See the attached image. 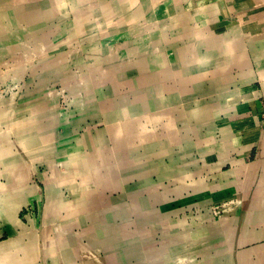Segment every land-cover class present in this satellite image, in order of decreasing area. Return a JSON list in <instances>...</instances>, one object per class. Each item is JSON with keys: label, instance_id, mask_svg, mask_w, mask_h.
<instances>
[{"label": "crops", "instance_id": "1", "mask_svg": "<svg viewBox=\"0 0 264 264\" xmlns=\"http://www.w3.org/2000/svg\"><path fill=\"white\" fill-rule=\"evenodd\" d=\"M86 2L94 9V19L103 20L112 14L111 8L115 5H124L134 21L158 24V28L151 33L145 31L143 36L138 37L139 41L127 42L128 47L125 46L128 53L143 49V52L151 54L143 58L141 64L148 69H159L160 87L158 99L151 98L154 94L149 89L147 94H139L128 102V125L150 120L151 114L159 120L164 116L170 117L178 124L169 123L168 128L162 126L158 131L151 128L139 131L135 126H127L125 133L136 130L147 132L128 137L124 136L122 126L108 125L104 129L105 143L100 148L91 140L87 144L90 150L88 156L71 158L69 165L74 168L72 172L76 169L83 171V177L76 178L79 185L72 188L67 184L64 189L69 190L71 198L77 190L83 192V196L77 201L79 212L64 219V229H85L91 223L101 221L96 232L100 240H90L92 244L87 246L77 238H62L57 232L50 239L49 233L52 227L55 229L57 220L49 226L44 223L43 207L42 226L38 229L36 244L39 255H32L31 262L49 264L54 250L59 264H148L141 243L151 238L138 237L131 227L137 222L136 218L132 217L128 222L123 216L128 212L130 216L129 210H118L117 206L106 210L105 206L101 207L102 202L97 201L107 193L118 192L126 184L121 191L136 188L150 192L156 186L163 193L164 205L159 210H146L144 215L149 217L148 231L158 230L161 236L173 238L175 248L189 247L180 264H264V174L252 179V173L246 170V165L260 153L264 157V0H80L81 5L86 6ZM40 3L39 0L25 1L0 7V45L9 48L8 52L0 54V64L6 63L3 55L8 53L33 55L35 51L25 50L24 44L28 40L36 39L39 45L45 40L37 31L39 25L24 24V14H29V10L37 16L36 19L41 18L35 9ZM75 5V0H69L71 8ZM43 14L50 24L54 22L51 17L60 18L57 13L50 14L47 8ZM61 18L66 20L64 15ZM84 20L87 21L86 17ZM23 30H26L25 36ZM67 33L49 36V47L40 46L37 53L39 59L44 54L53 57L45 65L39 61L37 70L57 62L52 66L54 73L47 79L40 80L43 75L38 76L37 85L46 81H64V77L54 78L58 76L55 70L59 65L62 73L70 74V79L64 82L73 78L71 70L74 67L70 64V57L66 56L71 52L69 43L73 36ZM60 48L65 51L57 54ZM111 58L113 60L114 56L108 59ZM21 60L16 59L13 63ZM96 60L101 62L104 59L97 57ZM19 65L15 66L17 71L21 69ZM134 81L137 83L139 79L131 82ZM45 110L51 117L52 110L47 107L42 113ZM100 115L95 114L96 117ZM108 116L114 117L113 114ZM51 129L47 126V131ZM88 132L91 129H87L86 136ZM152 134H161L159 140L167 135L169 141L165 144L158 141L153 157L150 148L149 154L137 158L136 162L132 153L127 157V151H137L140 148L138 142L150 139ZM52 138L38 139L42 147L38 149V154H48L53 158L55 145ZM87 139L92 138L87 136ZM79 145L78 150L85 146ZM20 154L23 157V151ZM13 156L15 158V154ZM8 157L1 161L6 164L14 160ZM3 163L0 164L1 172L5 169ZM52 169L46 168L41 177L48 176V172H53L55 177ZM32 174L31 180L39 177L38 171ZM14 175L17 176V172ZM1 179L3 183L7 181L4 174L0 182ZM56 179L65 182L70 180V175L58 173ZM60 187L56 194L63 193V186ZM219 206L224 208V212L215 215L214 209ZM76 207H71L69 212H74ZM47 227L51 231L46 237L54 241L52 246L42 245L45 240L42 232ZM11 249L6 250V254ZM14 249L18 253L25 251H19L18 247ZM13 256L19 259L25 257Z\"/></svg>", "mask_w": 264, "mask_h": 264}, {"label": "rangeland", "instance_id": "2", "mask_svg": "<svg viewBox=\"0 0 264 264\" xmlns=\"http://www.w3.org/2000/svg\"><path fill=\"white\" fill-rule=\"evenodd\" d=\"M25 1L34 2L36 0H0V7L18 5ZM39 1L41 3L35 9L36 12L38 11V15H41V18L36 19L37 16L35 17L30 12L31 10H29L27 11L29 14H24V24L30 26L39 25L37 31L40 33L39 35L45 37V40L41 41V48L49 47V42L47 43L49 36H58L66 32H68V35L71 34L73 36L69 43L71 45V48H69L71 52H68L66 55L70 57V64L72 63L74 67L71 70L73 78L64 82L70 79V74L66 75L62 73L60 65H56L58 70H55V74L58 76L54 78L64 77V81H46L43 84L37 85L38 76L43 75L40 77V80H45L47 76L54 73L52 66L57 61L53 62L52 66L51 64L44 66L40 71L37 70L39 68L38 62L41 61V64L45 65L51 62V56L53 57V55H41L40 59L42 60H40L37 54L40 49L33 53V55L32 53L28 55L26 53H18L15 56L13 55L14 52L3 55L6 63L2 62L0 64V69L2 70L0 71V164L3 163L1 160H6L9 154H11L8 157L9 159H13L14 154L15 158L6 164L4 162L5 169L3 172L0 171V177L4 174L7 178L5 183H3V179L0 182V221L2 220L0 224V264H8V262L11 264L37 263L36 261L33 263L29 262L28 257L39 255L36 251V244L38 243V229L42 226L43 207L44 223L46 222L48 226L49 223L53 224L54 222L55 224L56 220L57 223L55 227L56 231L54 227H52V231L48 227L44 228L42 233L45 240L42 245H53L54 241L46 237L50 231V239H53V236L57 232L62 238H77V241L79 239L82 244L87 246L92 244L90 240L98 242L100 235L96 232L99 230L101 221L91 223L90 226L85 224L87 226L85 229L83 227L82 229L75 227L69 231L64 229V219H69L73 213L79 212V203L77 201L83 196V192L77 190L76 195H73V198H71L69 190L64 189V185L67 184L74 188L78 184L76 178L83 177V171L76 169L72 172L74 168L69 165L70 159L78 158V156L81 157V155L88 156L90 150H88L87 144L91 140L94 141L97 148H100L99 146L105 143V140H103L106 137L104 129L108 125L122 126L123 128L121 129L124 131V136L128 137L129 135L138 134L139 131H142L141 128H151L158 131L162 126L168 128L169 123L178 124L177 121L172 122L170 117L163 115V119L159 120L151 114L149 116L150 120H144L140 123L135 121L137 125H128V121L130 120V114L127 112L128 102L132 101L133 97L139 94H147L149 89L154 94L151 98L155 97V99H158L160 87L158 86L159 69H148V67L141 64L143 58L150 57L151 54L143 52V49L138 52L135 51V53H128L125 50V46H127V42L133 40L139 41L138 37L145 34L143 32L147 31L151 33L154 28H158V24L149 25L143 20L134 21V18L127 14V7L124 5H115L114 8H111L113 10L111 12L114 15L111 14L106 18L104 17L103 20H98L97 18L94 19V9L87 2L85 6L81 5L80 0H75L76 5L71 8L69 0ZM46 5L48 6L46 7ZM46 8L50 14H59L60 18L54 15L55 17L50 18L54 22L51 24L47 23V19L43 16V10ZM63 15L66 16V20L64 21L61 18ZM12 16L17 21L16 15L13 14ZM84 17H86L87 21L84 20ZM18 26H20V23ZM22 33L25 36L26 30H23ZM66 42L68 43V40ZM54 45L63 47L62 45H57V43H54ZM8 51V46L0 45V54ZM63 51L65 50L60 48L57 54ZM111 56H114V61L112 58L108 59ZM97 57H102L104 60L99 62L96 60ZM20 58H22L21 61L13 63L16 59ZM79 58H82L83 61ZM23 62L27 66L22 71L19 70L18 74L12 71L14 66ZM4 66L8 67V69H5ZM32 72L35 77L32 76ZM137 79H139V82H131ZM47 107L52 110L51 117H49L46 110L44 113L47 112V114L42 113ZM153 108L154 106L152 105L151 109ZM151 111L154 112L153 110ZM97 113L101 115L96 117L95 114ZM108 114H113L115 118L109 117ZM35 122L42 124L41 127H43L37 136L30 132H24L30 123L33 124L32 126H35ZM47 126H51L53 130L45 132ZM127 126H135V129H139V131H126L125 133L124 128ZM87 129H91V132L87 133V136L92 138L90 140L86 136ZM146 133L139 132V134ZM159 135L152 134L150 139L140 140L138 142L140 143V148L137 151L135 150V152L129 149L127 157H130L132 153V156L135 155L134 159L136 162L137 158L149 154V148L152 149L150 153L153 157V149L156 146L158 147ZM43 137L44 140L53 137L55 145L54 159H51L48 154L45 156L38 154V149L42 148L40 143H38V139H43ZM79 144H84L85 146L78 150L81 147ZM146 144H150L151 147H146ZM20 151H23V157ZM258 156L255 160L264 158L262 153ZM42 163L43 165L39 166ZM45 167L47 170L54 168L52 170L56 174L55 177L53 176V172H48V176L41 177V173H46ZM19 168L27 172L28 178H26V174H23L27 182L21 181V185L18 183L16 185L9 180L14 178L11 174L15 170H20ZM249 169V167H246L247 172L251 173ZM263 170L264 166H260L254 177L252 173V179L263 174ZM36 171H38L40 178L36 176L31 180L33 177L32 172L36 173ZM58 173L64 176L70 175V180L62 182L56 179ZM36 185L40 186V191L39 186ZM60 186H63L61 190L63 193L58 192L56 194L55 192L61 189ZM125 186L126 184H123L122 189ZM138 187H141V185ZM122 189L118 192L107 193L103 199L99 198L97 201L102 202L101 207L105 206L106 210L112 206L114 208L117 206L118 210H124L125 212L129 210L131 215L129 216L128 212V216H123L127 218L125 220L128 222H131L132 217L136 218L135 221L137 222H135V225H131L132 229L138 234L140 239L146 236H150L151 238L150 241L144 244L141 243L144 257L148 264H180L189 252V247L175 248L176 243L173 238L161 236L157 232L158 230L148 231L149 217L148 215H144V213L150 209L159 210L164 205L165 197L160 189L156 186L152 187L150 192L141 191V189L136 188L121 191ZM9 191L12 193H9ZM10 194H12L11 197ZM20 197L24 199L21 201L18 199ZM73 206H77V209L73 208L75 211L73 212L72 210L70 211L72 213H70L69 210ZM223 209L222 206L216 207L214 209L215 215H222ZM119 223L121 224L120 221ZM78 246L81 247L80 244ZM12 247H18L19 251L25 250L26 254L24 252L18 253L16 249L12 250ZM77 247L72 250L75 251ZM8 249L11 250L6 254V250ZM125 249L127 250V248ZM69 250L70 248H68ZM182 250L184 251L183 253H181ZM68 251L66 252L69 253ZM119 252L120 254L122 253V251ZM12 254H17L18 257L25 255V257L19 259ZM166 256L169 258L166 259ZM36 259L37 257H35ZM58 262L59 259L53 250L49 264H59Z\"/></svg>", "mask_w": 264, "mask_h": 264}, {"label": "bare ground", "instance_id": "3", "mask_svg": "<svg viewBox=\"0 0 264 264\" xmlns=\"http://www.w3.org/2000/svg\"><path fill=\"white\" fill-rule=\"evenodd\" d=\"M167 9H169V8H167ZM166 11V10H165ZM41 42V41H40ZM18 45V44H17ZM40 46L41 45H39L38 43H37V40L36 39H31V40H28L25 44H24V47H25V50L26 51H29V50H31V51H37L38 49H40ZM14 51V50H13ZM29 62V61H28ZM27 65H26V63H21V65H19L18 67L20 68L21 67V69H20V71H22L25 67H26ZM0 71H2V70H0ZM13 71L14 72H18L17 71V68L14 66L13 67ZM18 74V73H17ZM20 74V73H19ZM167 74H171V72H168ZM60 75V74H59ZM181 90H182V88H181ZM185 90V89H184ZM43 97H45L44 95H43ZM175 99V98H174ZM173 99V100H174ZM5 102V101H4ZM43 114H47V112H45V113H43ZM33 124H29V126H27L26 128H25V130H24V132H26V133H28V132H30L31 134H35L36 136L40 133V131H41V129L43 128V127H41V125L42 124H40V123H37V122H35V126H32ZM31 127H34V128H31ZM46 131H47V129H45ZM43 139H44V137H43ZM164 139V140H163ZM160 143L162 142L163 144H165L166 142H168L169 141V138H168V136L166 135V136H161L160 137ZM93 142V141H92ZM39 143V142H38ZM165 149V148H164ZM163 149V150H164ZM259 157V156H258ZM19 165V164H18ZM264 166V158L263 159H257V160H252V161H250L247 165H246V167H249L250 169L249 170H251V173H253V177H254V175L256 174V171H258V169H259V167L260 166ZM245 166V165H244ZM237 170V169H236ZM236 170H235V172H236ZM17 172V176H15L14 174ZM240 172V169L238 168V173ZM249 172V171H248ZM261 172V171H260ZM262 173V172H261ZM23 174H26V178H28V175H27V172L26 171H23V170H18V171H16L15 170V172L14 173H12L11 175H13L14 176V178L13 179H11V180H9V181H11V182H14L16 185H17V183L18 184H20L21 185V181H25V182H27L25 179H24V177H23ZM263 174H264V170H263ZM19 175V176H18ZM12 176V177H13ZM16 185H15V187H16ZM14 187V186H13ZM14 187V188H15ZM15 190H16V188H15ZM53 190V189H52ZM17 196V195H16ZM18 199H20L21 201H22V199H24V198H18ZM2 247V246H1ZM32 255L30 256V257H28L29 259H28V261L29 262H31L32 261ZM8 258V257H7ZM18 262V261H17ZM24 263V262H23Z\"/></svg>", "mask_w": 264, "mask_h": 264}]
</instances>
